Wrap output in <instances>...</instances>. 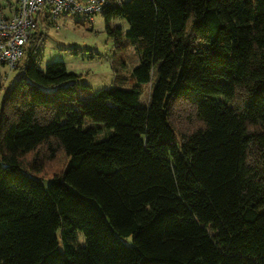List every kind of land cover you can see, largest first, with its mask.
Wrapping results in <instances>:
<instances>
[{"label": "trees", "instance_id": "16d2710c", "mask_svg": "<svg viewBox=\"0 0 264 264\" xmlns=\"http://www.w3.org/2000/svg\"><path fill=\"white\" fill-rule=\"evenodd\" d=\"M104 1L131 87L41 68L37 18L0 96V264H264V0Z\"/></svg>", "mask_w": 264, "mask_h": 264}, {"label": "rangeland", "instance_id": "374dc122", "mask_svg": "<svg viewBox=\"0 0 264 264\" xmlns=\"http://www.w3.org/2000/svg\"><path fill=\"white\" fill-rule=\"evenodd\" d=\"M13 1L0 0V8L5 9ZM50 23L42 29L43 35L38 45L41 68L50 61L63 62L67 72L78 75V87L83 90V94L89 90L81 86L82 84L88 85L91 91L113 84L122 87L132 86L130 75L139 62L138 56L134 48L128 46L121 52L119 58L115 59L114 39L108 35L100 12L94 14L92 20L85 15L63 14ZM43 24L45 25V22ZM111 25L127 28V23L120 18L113 20ZM20 75V68H9L0 64L2 85L0 96ZM149 90L148 84L142 85V102L146 100ZM63 164L64 156L61 153L53 160H45L43 176L50 177L59 171Z\"/></svg>", "mask_w": 264, "mask_h": 264}, {"label": "built area", "instance_id": "2783aa9c", "mask_svg": "<svg viewBox=\"0 0 264 264\" xmlns=\"http://www.w3.org/2000/svg\"><path fill=\"white\" fill-rule=\"evenodd\" d=\"M104 0H14L0 8V64L14 67L23 56L28 37L37 18L54 21L63 14L85 15L92 20L101 11Z\"/></svg>", "mask_w": 264, "mask_h": 264}]
</instances>
